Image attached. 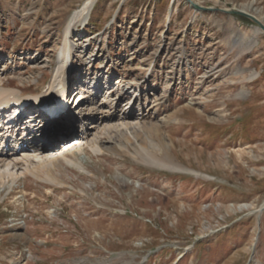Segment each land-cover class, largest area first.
I'll return each mask as SVG.
<instances>
[{
    "label": "rangeland",
    "instance_id": "374dc122",
    "mask_svg": "<svg viewBox=\"0 0 264 264\" xmlns=\"http://www.w3.org/2000/svg\"><path fill=\"white\" fill-rule=\"evenodd\" d=\"M83 1L0 0V83L42 93ZM192 1L214 10L95 2L79 26L92 63L75 53L70 79L102 88L69 101L97 133L0 177V264H264V30L220 11L264 25V0ZM128 107L138 127L101 129Z\"/></svg>",
    "mask_w": 264,
    "mask_h": 264
},
{
    "label": "bare ground",
    "instance_id": "6f19581e",
    "mask_svg": "<svg viewBox=\"0 0 264 264\" xmlns=\"http://www.w3.org/2000/svg\"><path fill=\"white\" fill-rule=\"evenodd\" d=\"M96 1L97 0H84L83 3L81 4V7L72 14L71 19H70L68 25L66 26V29L64 32L65 40H64L63 47L61 48L60 53H59V55H60L59 59L60 60L56 64L55 72H54V75L52 77V80H51L49 86L42 93H40V94H37V93H35V94H22L17 88L10 87L9 84L5 85V82L0 83V105H2L4 103L8 104L10 101L28 102L30 99H34V100H37V101L39 100L40 102H43L45 100L43 98L48 99V100H46V104H45V108H47V111H48V112L45 111L46 114L44 112H40V114H38L36 112V113H31V115L29 116V117H34V123L36 120L39 121V123L37 124L38 126L45 127V128H41V130H39L40 132L38 134L39 135L38 137H35L36 135H33V133L29 132L28 129H23L22 130L23 132L21 131V137L20 138L15 137V132L19 131V130H17L18 124L16 123L15 120H12L9 117L5 118V116H3L2 113H0V145L5 144V142L8 139H12L16 143L21 142L20 144L22 146L26 143V147L19 150L18 153L12 151L10 154H8L9 156L12 157V159H17V158H19L20 155H26L29 152H36V153L42 152L43 154L45 153L44 155H50L53 152H55V151L51 150L52 146H54L55 144H62L59 147L58 146L54 147V149L57 148V150H58L60 148L67 146L68 144L67 143L64 144V143L67 142V140H71V139H73L72 142H77V143L81 142L79 139L75 140L76 138H79V131L77 132V130H75V128L73 127V123H72V121H70L71 120V112L68 109L65 110V112H67V113L59 115L55 121H52L51 123L47 124L46 126L40 125V124H42V123L46 124V122L48 123V120H50V119H48L49 113L52 109H60L59 106L55 104V99H56L55 97L58 96L59 91L63 90V92H65V90H67L68 93H70L71 88H69V86H67V89H65V85H63L65 80H67V78L69 77L68 75L70 74V71H72V68L74 65L72 62H70V64H68L67 63L68 59H73L76 54H79L80 56L83 57L84 61H86L88 63V65H91V63H92L91 58L93 55H91V54H93V53L89 54L86 57L88 48L86 47L85 44H86L87 40H89V38L86 37L85 35H83V32L79 30L80 29L79 26L84 27L86 25L88 18L92 12L93 6H94ZM252 3L253 2H250L249 5L251 6ZM245 8H240V10L248 11ZM260 31L261 30L259 27H257V28L255 27L256 33H259ZM239 37L242 38L244 41L243 37H245V36L242 37L240 35ZM246 41H248V40H246ZM256 75L257 74L250 75L249 79L255 77ZM97 80H98V78L96 80H93L92 82L84 80L81 83V81H79V79H76L74 81V83H77L79 85L78 86L79 90L75 93L77 100H80V98L83 96L82 95V94H84L83 90H85V89H86V91L89 92V97L92 98V101L99 99V96H98L99 95V89L101 90L102 86H98ZM35 98H37V99H35ZM204 99H206V97ZM84 102H85V99H82L80 101V103L78 104V107H83ZM42 104H44V102L41 103V105ZM90 104H93V102H91ZM139 105H140V102H139ZM99 107H102V106H99ZM130 108L131 107H128L125 109L124 118L122 120L120 117H118V120L120 121L119 124H116V125L105 124L101 127V129H107L108 130V129H117V128L121 127V129H124L125 132H128V131L133 130L136 127H138L139 126L138 122L128 123V121H127L128 119L130 120V118L133 116L130 112ZM66 114H70V115H67V117H66L65 116ZM85 122L87 123V121H85ZM101 122H103V120L100 121V123ZM51 124L54 125V127ZM97 125H96V127H97ZM55 126L58 129V133L56 135L52 136L51 135L52 132L51 133H49V132L45 133V130L51 131V130L56 128ZM50 127H53V129H51ZM83 129H84V131H82V135L85 134L84 135L85 141L81 146H83L84 144H86L88 142L89 136L92 137L95 135V133H97V130H95V127L92 126V122L89 123L88 127L83 128ZM96 129H98V128H96ZM118 130L121 131L120 129H118ZM23 138H25L26 140L23 141ZM81 146H79L77 149H79ZM90 148H91L92 153H99L101 151V148L98 146V144H94L93 146H90ZM13 150L15 151L16 149L13 148ZM2 151H3V149H2ZM42 153L38 154L37 157L39 159H41V157H40L41 155L43 156ZM62 157H64V156H62ZM49 158L50 159L46 160L47 162L45 164H44L45 161L44 162L41 161L42 162L41 164L48 166V168H49L50 164H52L51 160L54 157L50 155ZM26 159H27V157L24 158L23 161H26ZM1 160H2V158L0 155V177L5 176V175L6 176L10 175V176H13L14 178H16L18 175L17 172H14L11 170L18 167V165L20 163L12 165L10 167L9 165H5L3 162H1ZM67 162L72 163V161L68 160V159H67ZM80 168H82V167H80ZM19 173L21 174L22 172H19ZM12 226H14V225H12ZM74 264H89V261H87L86 259H80V260H75Z\"/></svg>",
    "mask_w": 264,
    "mask_h": 264
},
{
    "label": "water",
    "instance_id": "95a60500",
    "mask_svg": "<svg viewBox=\"0 0 264 264\" xmlns=\"http://www.w3.org/2000/svg\"><path fill=\"white\" fill-rule=\"evenodd\" d=\"M187 2L195 9V10H214V8H205V7H202L196 3H194L192 0H187ZM216 10H220V9H216ZM220 11H223L225 13H228V14H234V15H243V16H246V17H249L251 20H253L255 23H257V25L262 28L264 30V25L254 16L252 15H249L248 13L242 11V10H239V9H230V10H220Z\"/></svg>",
    "mask_w": 264,
    "mask_h": 264
}]
</instances>
